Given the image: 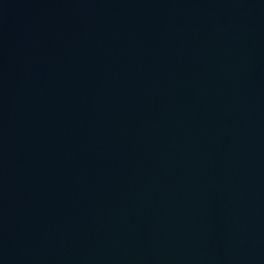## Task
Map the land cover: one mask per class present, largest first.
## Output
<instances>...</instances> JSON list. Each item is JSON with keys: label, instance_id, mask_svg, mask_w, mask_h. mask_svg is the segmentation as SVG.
Masks as SVG:
<instances>
[{"label": "water", "instance_id": "water-1", "mask_svg": "<svg viewBox=\"0 0 264 264\" xmlns=\"http://www.w3.org/2000/svg\"><path fill=\"white\" fill-rule=\"evenodd\" d=\"M0 264H264V0H0Z\"/></svg>", "mask_w": 264, "mask_h": 264}]
</instances>
